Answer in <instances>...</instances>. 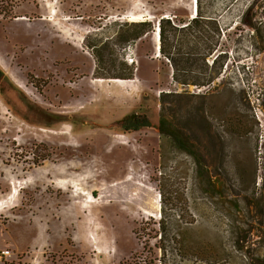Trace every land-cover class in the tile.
<instances>
[{"label":"rangeland","instance_id":"obj_1","mask_svg":"<svg viewBox=\"0 0 264 264\" xmlns=\"http://www.w3.org/2000/svg\"><path fill=\"white\" fill-rule=\"evenodd\" d=\"M197 6L0 0V252L11 253L0 264H249L233 247L232 200L242 186L264 193V0H202L223 29L209 63L223 54L221 74L206 88L176 83L157 49L160 20L193 19ZM141 22L152 31L138 40ZM165 36L172 56L187 58L194 38L168 26ZM195 69L178 73L193 80ZM164 108L226 182V198L205 195L193 159L160 135ZM134 113L151 127L125 131ZM161 219L171 234L188 225L185 239L212 256L158 252L151 229ZM249 229L245 252L257 263L264 213Z\"/></svg>","mask_w":264,"mask_h":264},{"label":"trees","instance_id":"obj_2","mask_svg":"<svg viewBox=\"0 0 264 264\" xmlns=\"http://www.w3.org/2000/svg\"><path fill=\"white\" fill-rule=\"evenodd\" d=\"M197 3V14L195 17L193 16V19H187L183 22L178 21V17L176 16V18H172V20H166L165 18L160 20V54L167 58L176 70L174 74V80L176 83L186 86L194 85L206 88L211 87L215 83V80L219 78V74H221V72L217 73L215 69L217 68L219 57L223 54H220L217 58L212 60L211 71L209 63L210 59L213 58L214 52L222 45L223 29L215 18L204 14L202 0H197ZM179 22L183 23L184 27L179 28ZM167 26L175 31L184 30V32L194 38V40H192L193 45L187 52V58L181 55L182 52H178L179 56L176 59L172 56L171 50L166 43L165 32ZM151 31V22L138 23V35L136 38L140 40L144 36L149 35ZM196 67L202 71V76L196 77L193 80L186 78V76H181L178 73L180 70L195 71ZM125 79H133V73L129 74L128 78ZM171 95L172 94L165 92L161 93V101L164 106L167 103V98L171 97ZM165 110L166 109L164 108L160 117L158 127L160 135L170 139L178 151L193 159L196 165L195 180L205 195L212 199L226 198L228 193L226 182L223 181L219 174L213 172L212 168L208 165L207 160L202 156L201 151L191 142L187 134L180 128H177L174 123L167 118ZM203 120L205 121L206 129H210L211 125L208 120L204 117ZM238 122L240 123L238 124L237 131L239 133H241V131L246 132L243 120L239 119ZM121 125L125 131H139L141 128L151 127V121L146 115H137L134 113L125 117L122 120ZM232 202H234L239 208L238 220L236 221L239 224L238 230L232 232L234 249L238 252L240 251V253H244V256L242 257L248 259L249 264H264V235L261 238V253L257 263H251L250 260L252 259V256L249 252H245L246 243L251 239L249 224L251 221H256V218L261 217L264 213V193L258 195L256 190L250 192L248 187L242 186L236 195L235 200H232ZM254 210H256V213H254ZM157 227V230L151 229V231H156L157 240L154 247L158 252L166 254L167 248L173 246L177 249V253H180L181 257L187 255L189 252H193L194 255H197L198 257L200 256L201 258H204V256H212L209 253L208 248H205L200 244L191 246L188 239H185L184 236L189 234V231L191 230L188 225L185 227L179 225L177 227L179 229L176 232H173V234L168 232L169 226L165 219H161L157 223ZM145 229L147 230L148 228Z\"/></svg>","mask_w":264,"mask_h":264},{"label":"built area","instance_id":"obj_3","mask_svg":"<svg viewBox=\"0 0 264 264\" xmlns=\"http://www.w3.org/2000/svg\"><path fill=\"white\" fill-rule=\"evenodd\" d=\"M10 255L11 253L8 250L0 252V263H2L4 259H7Z\"/></svg>","mask_w":264,"mask_h":264},{"label":"bare ground","instance_id":"obj_4","mask_svg":"<svg viewBox=\"0 0 264 264\" xmlns=\"http://www.w3.org/2000/svg\"><path fill=\"white\" fill-rule=\"evenodd\" d=\"M196 13H197V10H196ZM194 14H195V11H194ZM131 21L135 22L136 20H135V18H133ZM157 46H158L157 49L159 51L160 50V36L159 35L157 36Z\"/></svg>","mask_w":264,"mask_h":264}]
</instances>
